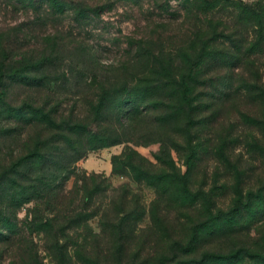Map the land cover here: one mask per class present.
I'll return each mask as SVG.
<instances>
[{
	"label": "trees",
	"instance_id": "16d2710c",
	"mask_svg": "<svg viewBox=\"0 0 264 264\" xmlns=\"http://www.w3.org/2000/svg\"><path fill=\"white\" fill-rule=\"evenodd\" d=\"M20 1L34 8L36 13L50 9L63 14L71 9L74 10L76 19L112 8L107 3L94 4L87 0ZM151 2L153 8L161 11H166V4H170L168 0ZM180 2L189 17H196L200 22L187 27V37H181L173 47L169 45L170 48L162 36L159 40L164 41L154 45V39L147 36L128 38L127 42L135 49V53L129 56V66L124 67L125 73H99L98 70L108 69L111 65H98V74L108 80L93 83L94 91L85 99L89 115H65L54 109L47 110L40 99L31 104L24 103L15 109L14 116L21 123L27 119L35 129L45 124L50 130L59 131H52V135L48 136L36 132L34 144L29 145L26 152L25 149L19 151L17 160L0 175L1 240L15 238L19 242L29 238L32 241L35 233L42 232L52 238L50 248L58 264H73L74 257L84 264H128L125 261V243L134 229L131 222H139L143 218L142 207L134 213L129 212L124 205L117 209L115 220L109 225L113 243L105 251L100 248L99 234L92 235L85 229H82L84 233H78L77 230L88 227L89 220L98 213L92 206L93 202L81 199V191H84L86 199H90L104 188L109 189L110 184L106 185L104 180L102 184L94 173V187L89 186L88 182L80 184L79 178L73 188L67 187L69 176L76 170V162L90 148L127 142L130 145L113 158L114 172L126 173L134 180L145 181L155 187L160 196L167 198V202L188 207L204 204L205 208L204 215L192 223L188 242L184 244L175 241L171 253L160 256L157 264H264V233L261 236L252 235L254 223H263L264 220V185L259 191L239 190L228 210L208 207L206 212L205 191L195 192L189 170L183 173L178 170L170 143L175 141L171 134L176 129L185 132L196 124L197 131L202 128L201 134L204 133L206 118L200 115L205 114L202 112L206 110V96L210 95V88L217 87L225 96H231L232 91L240 89L234 86V82L218 86H215V82L227 74L236 73L234 71L242 65L243 55L247 57L264 53V3L259 0L251 3L244 0ZM45 6L48 8H44ZM227 6L233 7V25L227 24V21L219 20L217 24L210 21L206 24L209 29L203 34L205 28L199 15L206 14L208 17ZM243 23L249 24L244 33ZM220 27L223 28L222 31H219ZM250 31H254V38L249 40ZM52 38L54 39V35L48 41ZM178 58H181L180 63ZM53 59L44 48L33 50L28 57L18 59L24 65L10 68L8 76L11 71V75L20 82L28 81L41 87L53 80L45 73L54 63ZM1 66L0 77L4 78L7 75L5 61ZM225 69L230 73L223 72ZM127 71L130 72L127 74ZM261 77L262 74L256 73L254 78ZM255 88L264 96L263 86L257 85ZM252 89L249 88L250 91ZM27 114H30L28 118ZM259 122L264 126V119ZM154 135L153 139L157 138L161 142L156 154L159 170H155L157 166L142 157L133 146L143 138ZM190 138L192 141V137ZM199 143L201 144V140ZM199 143L193 147L189 145L192 150L188 156L190 164L197 156ZM83 179L87 181V177ZM26 203L34 205L21 218L19 208ZM73 231L76 234L72 236ZM217 233L233 237L243 233L247 239L241 244L235 243L227 251L207 250L206 236ZM18 248L34 253L25 242L19 243ZM109 253L113 257H108Z\"/></svg>",
	"mask_w": 264,
	"mask_h": 264
},
{
	"label": "rangeland",
	"instance_id": "374dc122",
	"mask_svg": "<svg viewBox=\"0 0 264 264\" xmlns=\"http://www.w3.org/2000/svg\"><path fill=\"white\" fill-rule=\"evenodd\" d=\"M87 1L94 4L107 3L112 8L76 19L75 12L71 9L61 14L45 6L47 12L36 13L34 8L20 0H0V72L4 61L7 65V75L0 77V175L17 160L19 151L25 149L26 152L29 145L34 144L36 132L48 136L52 135V131H59L50 130L45 124L35 129L27 119L21 123L14 116L17 107L40 99L47 110L54 109L65 115L72 113L87 116L89 106L85 99L94 91L93 83L108 80L98 72L109 75L126 72L124 67L129 66V56L135 53V49L127 42L128 38L147 36L154 39L153 45L165 40L170 48L169 45L173 47L181 37H187V27L200 22L196 17H189L180 0H168L170 4H166V11L153 8L151 0ZM244 1L251 3L258 0ZM259 1L264 3V0ZM232 10L233 7L227 6L208 17L206 14L199 15L205 28L203 34L209 29L206 24L210 21L213 24H217L219 20L227 21L232 26L235 20ZM153 12L156 14H151ZM247 27L249 24L243 23V33L247 32ZM222 29L220 27L219 31ZM250 33L249 40L254 38V31ZM50 34L54 35L55 40L52 38L49 42ZM160 36L164 40H159ZM40 48H44L55 59L51 68L45 71L53 79L50 83L39 87L28 81L20 82L11 75V71L8 76L10 68L24 65L18 59L28 57L33 50ZM242 57V65L234 71L236 73L227 74V77L223 76L215 82V86L234 82V86L240 89L232 91L231 96H225L217 87L210 88V95L206 96V110L202 112L205 114H199L206 118L204 133L201 134L202 128L198 132V126L193 124L189 131L176 129L171 134L175 140L170 143L176 166L182 173L189 170L195 192L205 191L206 212L208 207L228 210L239 190L259 191L264 185V126L258 123L264 119V96L255 88L257 85L264 87V53ZM180 61L181 58H178L179 63ZM98 65L111 67L97 72ZM223 72L230 73L226 69ZM256 73L262 74V77L254 78ZM249 88L258 92L253 89L250 91ZM29 116L30 114L26 115L27 118ZM198 136L201 138H197ZM154 137L155 135L143 138L137 145L131 144L142 157L157 166L155 170H159L156 154L161 142L157 138L153 139ZM197 143L200 144L197 149L199 151L190 164L188 156L192 150L189 145L193 147ZM129 145L127 142H119L90 148L76 162V170L67 181L68 188H73L78 178L80 184L88 182L89 186L94 187V173L102 184H110L109 189L104 188L90 199H86L84 191H81V199L93 202L92 206L98 213L89 220L88 227H81L77 231L84 233L85 229L92 235L99 234L100 248L106 251L113 243L109 225L115 220L117 209L124 205L129 212L134 213L142 207L143 218L139 222H131L134 229L125 243V261L128 264H157L160 256L171 253L175 241L184 244L188 242L192 223L204 215L205 208L204 204L188 207L167 202V198L160 196L158 190L145 181L134 180L126 173L114 172V156L122 153ZM84 177H87V181ZM33 205L26 203L20 207V217L24 218ZM263 233L264 220L263 223L255 222L252 235L261 236ZM74 234L75 231L71 232L72 236ZM1 238L2 236L0 264H58L50 248L52 238H48L45 233H35L34 238L30 237L32 241L29 238L19 242L15 238ZM246 239L247 236L243 233L234 237L217 233L206 236V249L227 251L235 243L241 244ZM24 242L34 253L18 248L19 243ZM108 257H113L112 253ZM73 264L84 263L74 257Z\"/></svg>",
	"mask_w": 264,
	"mask_h": 264
}]
</instances>
